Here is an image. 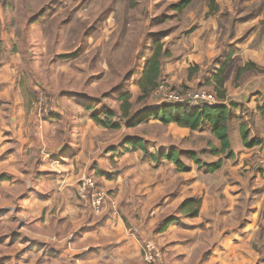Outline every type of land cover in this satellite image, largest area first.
Listing matches in <instances>:
<instances>
[{
	"label": "crops",
	"instance_id": "crops-1",
	"mask_svg": "<svg viewBox=\"0 0 264 264\" xmlns=\"http://www.w3.org/2000/svg\"><path fill=\"white\" fill-rule=\"evenodd\" d=\"M191 2L183 10L182 24L166 37L169 54L161 59L159 81L178 87L206 80L216 90V79L222 78L224 98L235 105L229 122L232 161L244 172L236 175L238 181H247L242 175L254 177L250 190L233 184L228 185L233 189L204 190L194 162L178 171L162 157L128 158L120 148L127 135L111 134L83 109L66 120L51 117L37 123L36 101L21 77L26 65L14 49L19 35L9 30L16 19L26 21V13L18 16L20 10L26 12V0H0V218L7 220L15 199H22L30 253L52 250L71 258V264L73 257L74 264H132L139 262L149 239L161 247L165 264H186L198 251L199 264H264V191L261 196L256 187L264 182L259 171L264 166V132L258 133L263 148L255 155L258 145L243 146L239 132L246 117L236 113L247 106L256 126L264 122L258 110L264 104V0ZM230 73L232 79L237 76L233 84L226 79ZM148 97L153 101L148 107L161 103L154 92ZM119 117L112 121L119 125ZM168 127L177 137L195 131L174 123ZM204 129L210 132L206 123L196 130ZM246 130L253 132L249 126ZM133 147L127 144L125 149ZM115 160L114 171L130 167L132 172L109 174ZM89 173L110 193L100 217L76 195L78 181ZM185 200L200 201L196 216L191 217L189 207L182 209ZM168 214L180 219L156 229ZM154 229L165 234L159 241L150 236ZM79 255L83 259L77 260Z\"/></svg>",
	"mask_w": 264,
	"mask_h": 264
},
{
	"label": "rangeland",
	"instance_id": "rangeland-1",
	"mask_svg": "<svg viewBox=\"0 0 264 264\" xmlns=\"http://www.w3.org/2000/svg\"><path fill=\"white\" fill-rule=\"evenodd\" d=\"M178 2L179 0H26V12L20 10L18 13L20 17H24L23 13H26V21L22 20L23 18L20 21L16 19L13 23L15 27L9 28V30L14 28L15 33L19 35L14 42V45H17L14 49L19 52L26 65L21 75L22 79H25L26 93L31 100L49 103L52 106V113L48 118L56 120H66L76 109L79 111L83 109L88 118L94 121L89 113L91 115L98 113L100 117H105V113L112 109L115 115H120L119 125L125 128L108 130L111 134L119 133L120 138L127 135L120 148L128 158L136 156L151 158L152 155H156V159L152 158L156 161L158 158L161 159V152L173 150L179 153L183 164L194 162L190 157L194 153L208 165L221 157L223 164L216 171H208L206 165H197L194 162L204 185L200 187L204 190L217 188L226 190L233 189L228 186L233 184L244 185V188L250 190L254 177L242 175L243 178L248 176L247 181H238L236 175L244 172L233 164L235 153L233 157H226L225 153L216 155L214 152L219 148V142L208 130L190 131L177 137L168 124H155L152 118L141 119L138 122H135V118L132 119L133 115L153 103L151 97L143 95L140 91L136 79L141 74L144 57L152 52V41L159 39L164 47L166 37L184 21L182 13L188 5L178 10L175 8ZM24 31L26 38L23 37ZM236 78L237 76L232 79L231 73L228 76L226 74V79L231 81V84ZM167 83L168 88L179 93L203 88L216 94L213 87L206 85V80L193 86L176 87L169 81ZM125 92L129 93L131 102L129 110L131 117L128 118L121 117L120 114L119 97ZM236 111L238 116L246 117V128L249 126L253 130L251 134L248 133L249 139L250 135L254 136L253 139H258V133L264 132V122L256 126L254 113L247 106ZM125 122H128L127 125ZM94 123L99 125L95 121ZM231 124L232 122L229 126ZM132 138L142 139L147 152L138 147L126 150V141ZM259 145L254 148L255 155L260 154L263 148ZM114 162L118 163V160L109 164L112 166L109 174L132 172L130 167L114 171ZM184 170H187V167ZM259 171L260 177H264V166L260 167ZM259 171L255 169V173ZM202 174L206 176L203 178ZM85 176H92L97 181L94 173ZM83 177L78 181L77 188ZM256 187L261 195L264 191V182ZM76 195L79 199L78 194ZM21 201L22 199H15L9 209L7 220L0 218V264H71L68 262L71 258L52 250L46 254L30 253L31 249L26 247V212L22 211ZM199 206L200 201L194 200L193 204L185 207L190 208L191 217H194ZM91 212L97 217L101 216L92 210ZM164 217L154 225H158L156 229L166 224L167 219L172 222L180 219L173 214ZM156 229L152 230L150 236L159 241L165 234H159L160 230ZM199 255L198 251L185 263L199 264L197 262ZM139 258V262L132 264H146L140 255ZM72 259L74 264L76 257ZM78 259H83V255H79Z\"/></svg>",
	"mask_w": 264,
	"mask_h": 264
},
{
	"label": "trees",
	"instance_id": "trees-1",
	"mask_svg": "<svg viewBox=\"0 0 264 264\" xmlns=\"http://www.w3.org/2000/svg\"><path fill=\"white\" fill-rule=\"evenodd\" d=\"M192 0H179L175 5V8L178 10L183 9L187 6ZM210 4L213 3V0H209ZM153 52L151 56L144 62L140 78L137 81V85L140 88V91L145 96H149L154 92L155 88L159 82V76L161 72V59L162 57L169 54L168 50L164 49L163 44L160 43L159 39H154L152 41ZM2 51L1 41H0V53ZM247 68L244 67L243 69ZM243 69H239L241 71ZM223 73V69L220 71ZM217 87L216 94L219 102L215 104H198V105H188L187 103H167L161 102L155 106L144 108L143 112H139L132 116V119L135 118V122L140 121L141 119H150L153 118L159 121L162 124L174 123L181 127L190 128L191 130H196L202 127L206 123L210 129V132L216 137L219 142V148L214 152L217 154L225 153L226 157H233L234 151L232 149L230 136H229V122L232 117V108H234V103H228L224 98V93L221 91L222 78L219 76L216 79ZM129 93L125 92L120 95V110L121 117L128 118L130 117V108L131 102L129 101ZM261 111V114L264 116V104L258 108ZM105 117H100L98 113H93L90 117L98 124L110 129L118 128V124L112 121V118L115 116V112L111 109L108 110ZM135 124V123H133ZM239 132L242 140V144L245 147H253L260 144V139H249L246 126L244 123L240 124ZM129 145L138 147L144 152H147V147L145 143L140 138H132L126 141ZM162 158L173 161L178 170L183 171L185 165L180 159L179 153L173 150L163 151L160 153ZM191 159L197 164H204L194 153L190 156ZM152 158L156 159V155H152ZM223 164V159L220 157L217 161H214L207 166L208 171H216ZM194 200H185L182 204V209L188 204H193ZM195 208L194 212H196ZM167 224L172 222L168 221Z\"/></svg>",
	"mask_w": 264,
	"mask_h": 264
},
{
	"label": "built area",
	"instance_id": "built-area-1",
	"mask_svg": "<svg viewBox=\"0 0 264 264\" xmlns=\"http://www.w3.org/2000/svg\"><path fill=\"white\" fill-rule=\"evenodd\" d=\"M167 81L158 83L154 93L160 102L167 103H187L189 105L215 104L219 102L217 95L210 90L197 88L179 93L168 88ZM35 116L37 123L46 121L52 113V106L42 100L35 102ZM79 199L85 201L89 208L97 215H102L110 193L101 187L92 176H84L77 188ZM141 260L146 264H165L161 247L152 240H146L140 251Z\"/></svg>",
	"mask_w": 264,
	"mask_h": 264
},
{
	"label": "water",
	"instance_id": "water-1",
	"mask_svg": "<svg viewBox=\"0 0 264 264\" xmlns=\"http://www.w3.org/2000/svg\"><path fill=\"white\" fill-rule=\"evenodd\" d=\"M139 113V112H138ZM138 113H136V114H138Z\"/></svg>",
	"mask_w": 264,
	"mask_h": 264
}]
</instances>
